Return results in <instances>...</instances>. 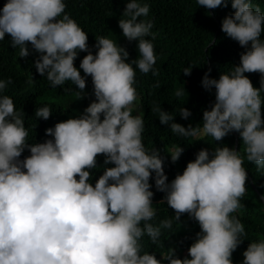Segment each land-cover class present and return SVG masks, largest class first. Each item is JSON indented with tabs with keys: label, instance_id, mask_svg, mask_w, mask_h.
Masks as SVG:
<instances>
[{
	"label": "clouds",
	"instance_id": "obj_1",
	"mask_svg": "<svg viewBox=\"0 0 264 264\" xmlns=\"http://www.w3.org/2000/svg\"><path fill=\"white\" fill-rule=\"evenodd\" d=\"M227 2L198 0L207 9ZM231 6L235 11L223 17L222 31L245 50L240 62L218 78L209 75L211 68L205 72L202 84L215 89V100L202 120L185 126L159 103L151 105L179 137L216 142L235 130L242 145L203 147L169 181L161 150L144 142L145 114L136 88L137 69L159 75L148 0H127L119 19L123 35L138 41L137 57L129 60L124 45L99 35L97 51H87L79 67L75 58L89 49L88 33L66 11V0H6L0 40L10 34L25 57L30 42L40 53L35 59L39 73L77 98L87 95L86 76L91 75L96 98L79 115L47 127L49 138L29 143L25 112L6 92L13 78H0V264H234V250L248 238L242 213L237 214L247 192L244 161L264 171V8L254 0H231ZM182 71L191 74L192 64ZM257 71L259 86L246 75ZM34 83L29 77L27 84ZM185 91L183 84L175 96L184 97ZM52 112L45 103L35 116L48 119ZM178 112L191 115L183 106ZM26 148L30 154L21 158ZM166 151L175 162L184 148L178 143ZM98 154L104 155V171L93 184L90 170L98 167ZM153 172L156 189L165 192L160 202L175 209L174 215L158 217ZM183 213L200 225L190 255L181 258L170 246L157 258V251L145 248L144 237L159 244L177 230L174 222L180 225ZM243 257L239 264H264V232L250 239Z\"/></svg>",
	"mask_w": 264,
	"mask_h": 264
},
{
	"label": "trees",
	"instance_id": "obj_2",
	"mask_svg": "<svg viewBox=\"0 0 264 264\" xmlns=\"http://www.w3.org/2000/svg\"><path fill=\"white\" fill-rule=\"evenodd\" d=\"M5 2L6 0H0V9ZM148 2L151 5L149 17L155 20L153 32L156 34L149 38L154 40L157 53L156 67L159 68V75H153L151 71L143 73L137 69L136 88L142 97L145 114L144 142L149 148L155 145L161 150L165 171L171 181L177 172H181L186 167L189 160L195 159L201 148L207 147L211 151L215 144L219 143L239 149L242 145V138L235 130L216 142L212 137L193 141L190 138L179 137L172 132L169 125L160 121L158 113L152 112L151 104L157 102L164 109L173 112L174 119L185 126L189 123L195 125L202 120L204 109L211 107L215 100V89H206L202 84L205 72L211 68L209 75L218 78L221 71H226L231 64L240 62L241 52L245 48L222 31L223 17L235 11L231 6V0H228L226 6L222 3L221 6L212 9L199 6L198 0H148ZM66 3V11H69L88 33L89 49L81 50L75 58L77 67L87 51H97L95 44L99 35H107L117 43L124 45L130 53L129 60L138 56V41H130L124 36L119 25V19L127 0H66ZM254 3H259L264 8V0H254ZM29 48L28 56H19L18 48L11 44L10 34L6 33L5 39L0 40V52L3 59L0 78L9 76L13 78L6 92L13 96L17 109L24 110L26 124L30 129L29 143H32L42 142L49 138L45 130L49 126H54L58 117L72 116L71 108L77 109L74 116L79 115L96 97L92 77L87 75L85 89L87 95L81 97L80 102L72 103L70 98L73 91L65 92L63 85L51 86L47 78L36 68L35 59L40 53L32 47L30 42ZM189 64H192L191 74H185L182 69ZM81 73L84 74L83 69ZM246 75L251 78L254 85H260L261 73L249 72ZM31 76L35 79V83L29 85L27 80ZM156 81L160 82L159 87L153 86ZM183 84L187 90L184 97H176L175 90L183 87ZM45 103H50L53 107L51 116L48 119L36 117V108ZM180 106L191 110L188 118H184L178 112ZM178 143L184 151L177 160L179 163L177 168L170 158V153L166 150ZM29 154L30 150L26 148L21 158ZM244 164L248 171L247 192L241 198L245 206L237 214L242 213L240 218L248 231V238H245L234 250L232 256L234 264L237 263L240 253L250 243V239H255L257 233L264 232V171H258L256 165L247 160ZM97 165L98 167L90 170L93 173L91 177L93 184L104 171L103 154H98ZM150 179L154 191V206L158 208V217L174 215L175 209L166 201L160 202L165 192L156 189L154 172ZM180 221V225L174 222V229L177 230L167 237L162 236L159 244H153L145 236V248L157 251V258H161L160 252L166 251L172 242L178 250L176 254L181 258L190 255L188 248L196 238L200 225L188 213H183Z\"/></svg>",
	"mask_w": 264,
	"mask_h": 264
},
{
	"label": "rangeland",
	"instance_id": "obj_3",
	"mask_svg": "<svg viewBox=\"0 0 264 264\" xmlns=\"http://www.w3.org/2000/svg\"><path fill=\"white\" fill-rule=\"evenodd\" d=\"M80 99L81 98H77V96H76V93L75 92H73L72 93V95H71V98H70V101L73 103V102H75V103H78V102H80ZM76 108H71L70 109V112H71V115L72 116H74V114L76 113ZM138 111V110H137ZM70 117V116H69ZM69 117H65V118H62V117H58L57 118V122L58 121H60V120H64V119H67V118H69ZM170 155V157H171V154H169ZM173 162V161H172ZM173 164L175 165V167H179V163H178V161L176 160L175 162H173ZM171 247H174L175 249H176V247H175V244L174 243H172L171 242V245H170ZM243 252L244 251H242L241 253H240V256H239V258H238V260H237V263L236 264H239V262L240 261H242L243 260ZM176 253H178V250L176 249Z\"/></svg>",
	"mask_w": 264,
	"mask_h": 264
}]
</instances>
